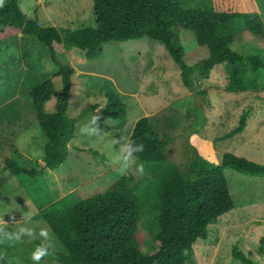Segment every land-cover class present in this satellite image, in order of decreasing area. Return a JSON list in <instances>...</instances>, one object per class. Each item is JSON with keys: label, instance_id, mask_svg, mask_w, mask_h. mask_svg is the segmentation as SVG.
<instances>
[{"label": "rangeland", "instance_id": "374dc122", "mask_svg": "<svg viewBox=\"0 0 264 264\" xmlns=\"http://www.w3.org/2000/svg\"><path fill=\"white\" fill-rule=\"evenodd\" d=\"M6 1V0H5ZM185 8L202 5L203 0H179ZM263 23L264 0H250ZM249 6V1H245ZM26 19L58 31L94 27L92 0H19ZM237 33L231 48L250 54L257 47L246 44ZM184 62L193 69L192 88L187 89L180 77V68L164 47L148 38L124 42H106L101 54L92 60H81L82 52L65 51L74 68L66 115L74 120L75 134L67 144L66 157L55 169L44 166L45 138L35 120L29 90L52 77L58 67L50 59L48 47L32 35L21 33L0 44V215L12 211L19 220L23 212L33 213V227H47L40 211L63 196L73 193L75 200L103 193L108 184L121 177L110 166L107 153L94 149L78 135V127L98 108H105L113 98L124 113L105 126L109 136L129 138L135 122L151 116L158 133L173 137L166 148L170 162L184 165L188 154L196 153L213 163H220L225 153L264 164V90L230 93L224 87L227 74L224 66L212 68L208 79L201 75L199 63L208 51L194 38L180 32ZM264 55V38L260 46ZM58 93L59 77L51 79ZM205 92V94H200ZM56 97L44 106L45 112L55 111ZM95 109L91 110V106ZM100 112L104 120L111 119ZM247 109L251 115L239 134L229 136L239 116ZM88 149L97 150L94 155ZM187 155V156H186ZM16 160L27 168H35L34 176L14 175L4 169V160ZM129 173H135L133 168ZM227 190L234 208L207 228V238L193 245L187 264H242L232 258V249L245 253L255 264H264L259 243L264 237V174L250 176L223 169ZM8 215L4 219L8 220ZM218 222V223H217ZM146 222L141 225L144 254L154 249L148 238ZM56 238V237H55ZM57 240V239H56ZM30 241L17 245L20 264H32ZM28 249V250H27ZM61 249L57 241L55 251ZM26 250V251H25ZM197 253V254H196ZM197 260V261H196ZM47 258L45 264H52ZM43 264V262H42Z\"/></svg>", "mask_w": 264, "mask_h": 264}, {"label": "trees", "instance_id": "16d2710c", "mask_svg": "<svg viewBox=\"0 0 264 264\" xmlns=\"http://www.w3.org/2000/svg\"><path fill=\"white\" fill-rule=\"evenodd\" d=\"M245 1L250 2L249 6ZM92 2L94 27L62 31L26 19L19 0H6L0 8V44L18 33L32 35L48 47L50 59L58 67L52 77L29 90L33 114L45 138L46 168L55 169L63 163L67 144L75 134L74 120L66 115L75 70L65 51L77 48L82 52L81 60L88 61L101 54L106 42L145 37L164 47L178 64L183 85L191 89L193 69L183 59L180 41L183 31L208 51V57L199 63L204 79L209 78L214 66L221 65L227 74L224 87L227 92L264 90V55L260 50L263 23L250 0H203L202 5L194 8H185L179 0ZM237 33L244 43L257 46L252 53L243 54L231 48ZM54 77L61 82L58 93L51 81ZM54 94L55 111L47 113L44 106ZM122 112L124 107L114 104L113 98L103 109V114L113 120ZM250 115V109L243 111L228 135L241 133ZM129 138L144 145L143 153L139 154L146 166L144 176L136 173L121 176L108 184L103 193L85 199L75 200L73 193H69L40 211L61 246L55 251L58 264H187L194 243L207 238L209 225L234 208L223 169L250 176L264 174V164L230 153H225L218 164L196 153L186 155L184 165L170 162L166 148L173 137L165 131L158 133L151 116L138 118ZM88 150L94 155L99 153ZM4 169L14 175L31 176L39 171L8 158L4 160ZM143 222L154 244L147 254L142 251ZM38 243L39 240L30 241L28 246L33 249ZM259 249L264 253V237ZM15 251L19 253L21 247L20 251L17 246L9 248V256L20 260L21 257L10 255ZM232 258L242 264H255L237 245L232 249ZM46 262L47 259L43 264Z\"/></svg>", "mask_w": 264, "mask_h": 264}, {"label": "clouds", "instance_id": "9594fccd", "mask_svg": "<svg viewBox=\"0 0 264 264\" xmlns=\"http://www.w3.org/2000/svg\"><path fill=\"white\" fill-rule=\"evenodd\" d=\"M5 6V0H0V8ZM103 108L92 112L86 122L78 127V135L85 138L90 146L107 153L110 166L115 167L121 175H128L134 168L135 173L142 177L145 175V163L140 161L139 154L143 153L144 145L136 143L134 140L125 137L109 136L105 126L113 119L104 120L102 128V117L100 112ZM12 211L0 215V264H20L15 257L9 256L8 249L21 245L26 241L39 240L40 243L32 249L30 260L32 264H42L47 258H53V264H58L55 259L57 240L49 227H41L38 231L33 225V213L23 212L19 220L15 215H10ZM8 215V220H5Z\"/></svg>", "mask_w": 264, "mask_h": 264}, {"label": "bare ground", "instance_id": "6f19581e", "mask_svg": "<svg viewBox=\"0 0 264 264\" xmlns=\"http://www.w3.org/2000/svg\"><path fill=\"white\" fill-rule=\"evenodd\" d=\"M220 221V220H219ZM218 223V222H217ZM197 254V253H196ZM197 261V260H196Z\"/></svg>", "mask_w": 264, "mask_h": 264}]
</instances>
